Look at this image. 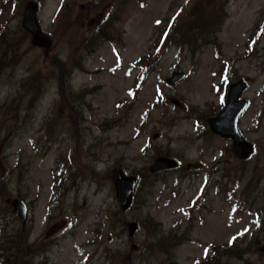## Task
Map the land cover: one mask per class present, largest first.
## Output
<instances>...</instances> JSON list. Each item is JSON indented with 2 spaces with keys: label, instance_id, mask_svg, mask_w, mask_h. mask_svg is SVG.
Masks as SVG:
<instances>
[{
  "label": "rangeland",
  "instance_id": "rangeland-1",
  "mask_svg": "<svg viewBox=\"0 0 264 264\" xmlns=\"http://www.w3.org/2000/svg\"><path fill=\"white\" fill-rule=\"evenodd\" d=\"M28 1L0 0V238L20 229L32 245L15 264H194L213 249L264 264V0H228L194 53L161 35L194 0H36L48 49L21 25ZM238 79L244 160L206 123ZM158 156L178 166L151 173ZM117 167L142 175L124 211Z\"/></svg>",
  "mask_w": 264,
  "mask_h": 264
},
{
  "label": "water",
  "instance_id": "water-1",
  "mask_svg": "<svg viewBox=\"0 0 264 264\" xmlns=\"http://www.w3.org/2000/svg\"><path fill=\"white\" fill-rule=\"evenodd\" d=\"M38 2L28 1L22 11L21 25L25 31L30 34V42L36 47L50 48L52 39L50 35L43 31L38 18ZM173 75L166 79L168 83L173 84L181 79L185 74L183 72H172ZM247 83L243 79H238L229 84L227 89L226 102L223 108L214 116L206 118L209 130L220 137L231 140V152L238 159H247L254 151L252 143L245 140L238 129V120L247 107V100L242 97ZM178 161L167 156H158L148 167L151 173L161 170L176 168ZM112 182L115 189V196L121 210L130 208L134 198V192L138 184V178L135 175L127 174L121 167L113 170ZM11 205L16 211L19 219L24 224L28 216V206L25 200L15 198L11 200ZM129 236H132L138 229L135 221L126 223Z\"/></svg>",
  "mask_w": 264,
  "mask_h": 264
},
{
  "label": "trees",
  "instance_id": "trees-1",
  "mask_svg": "<svg viewBox=\"0 0 264 264\" xmlns=\"http://www.w3.org/2000/svg\"><path fill=\"white\" fill-rule=\"evenodd\" d=\"M227 2L228 0H194V3L189 7V12L186 13V19H184L178 27H176L177 22H175L171 33L169 32V29L173 20L171 19L169 23L164 25V28L161 31L163 43L166 44L167 40H170L175 44H178L180 49L186 46L194 53L198 49L199 42L209 43L210 41H214V37L217 35L220 25L222 24V19L226 16L224 9H226ZM99 32L98 36L103 40L108 38L107 35L105 36L102 34V31ZM26 33L30 36L27 31ZM3 40H6L4 44L7 45L8 38H5L1 32L0 42H3ZM7 53L6 50L4 54L6 55ZM143 68L145 71L147 70L146 67ZM224 95L226 99V93H224ZM141 176L142 175L138 174V179ZM1 202L2 198L0 199V207L2 204ZM20 232V229L10 231L7 235L5 234L0 238V259H3L0 260L1 263H3L6 258V260L15 264L17 259L21 262L23 261L24 255H28L29 249L32 245L27 243L28 237L26 238V234H24L25 238L21 239ZM232 240L234 239H231L230 241ZM212 247H210V249H212ZM40 248L42 249V247ZM213 250L212 256H207V254L203 256L204 258L202 260L206 259L205 263H201V260L194 264H219L220 254L216 249ZM233 252V255H236V249ZM27 263H29V261H27Z\"/></svg>",
  "mask_w": 264,
  "mask_h": 264
}]
</instances>
